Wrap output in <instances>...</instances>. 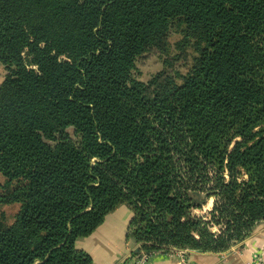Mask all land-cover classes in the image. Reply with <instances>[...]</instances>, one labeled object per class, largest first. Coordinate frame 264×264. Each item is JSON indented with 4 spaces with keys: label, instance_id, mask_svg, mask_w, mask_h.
<instances>
[{
    "label": "trees",
    "instance_id": "1",
    "mask_svg": "<svg viewBox=\"0 0 264 264\" xmlns=\"http://www.w3.org/2000/svg\"><path fill=\"white\" fill-rule=\"evenodd\" d=\"M0 64V264H94L121 207L135 255L264 223V0H0Z\"/></svg>",
    "mask_w": 264,
    "mask_h": 264
},
{
    "label": "crops",
    "instance_id": "2",
    "mask_svg": "<svg viewBox=\"0 0 264 264\" xmlns=\"http://www.w3.org/2000/svg\"><path fill=\"white\" fill-rule=\"evenodd\" d=\"M130 217L126 207L119 208L106 218L93 235L80 240L77 243L78 249L89 254L94 264H122L138 248L128 236ZM257 252H264V223L242 244L225 253L203 254L188 251L190 261L194 264H247ZM150 264H178V261L162 255L154 256Z\"/></svg>",
    "mask_w": 264,
    "mask_h": 264
},
{
    "label": "rangeland",
    "instance_id": "3",
    "mask_svg": "<svg viewBox=\"0 0 264 264\" xmlns=\"http://www.w3.org/2000/svg\"><path fill=\"white\" fill-rule=\"evenodd\" d=\"M178 30L175 29L171 33L170 36V51L169 56H175L178 51L175 49L177 42L181 39V36L177 32ZM190 52V51H189ZM165 59V56L160 57L158 55L149 54L141 59L138 60L136 64V70L134 72V76L138 81L147 83L149 80H151L156 74H158L160 71L163 70V61ZM180 65V64H179ZM181 74L186 73V69H179ZM7 76V72L5 68L0 64V85L5 80ZM212 201L208 202L207 205H205L201 210H198L195 212L197 216L200 217H208V213L212 209ZM7 216L9 217V221L13 220V217L17 211L16 207H7L5 208ZM133 255V254H132ZM166 256V254H154L153 256ZM131 257V254L128 255V258L123 261L122 264H128V260Z\"/></svg>",
    "mask_w": 264,
    "mask_h": 264
},
{
    "label": "built area",
    "instance_id": "4",
    "mask_svg": "<svg viewBox=\"0 0 264 264\" xmlns=\"http://www.w3.org/2000/svg\"><path fill=\"white\" fill-rule=\"evenodd\" d=\"M166 256L169 258H176L178 264H194L190 261L188 251L171 250ZM153 257V255L146 253L133 254L129 258L128 264H150ZM247 264H264V252H257L253 259Z\"/></svg>",
    "mask_w": 264,
    "mask_h": 264
}]
</instances>
